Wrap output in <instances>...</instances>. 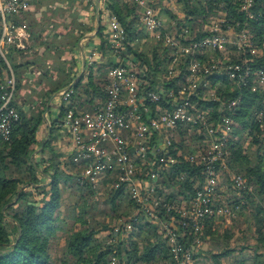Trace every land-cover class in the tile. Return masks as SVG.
<instances>
[{"label": "built area", "instance_id": "2783aa9c", "mask_svg": "<svg viewBox=\"0 0 264 264\" xmlns=\"http://www.w3.org/2000/svg\"><path fill=\"white\" fill-rule=\"evenodd\" d=\"M125 1L134 5L144 33L155 31L153 35L168 47L166 66L153 79L158 87L179 74L178 65L183 63L182 58L186 55L214 51L220 54L201 64L194 57L189 58L185 64V75L175 82L174 89L166 92V96H171L177 104L170 109L155 104L153 115L144 122L140 116L141 111L146 110L143 101L147 98L156 102L158 94L153 90L144 95L140 93V86L145 84L144 69L137 67L129 54H122L123 29L108 9L106 0H100L106 47L112 58L100 86L104 97L90 107L82 108L78 101L72 100L73 89L70 86L57 93L58 103L67 106L57 123L66 154L62 161L77 171L91 189L95 188L98 179L107 177L116 169L110 192L125 189L122 191L138 206L139 213L118 222L113 232L126 236L133 224L146 221L160 232L174 264H193L192 248L198 239L204 238V221L229 219L238 210V206L221 200L219 193L225 190L236 194L238 191L250 192L251 188L244 178L231 173L226 166L231 141L236 140L231 134L234 121L224 117L212 122L210 109L189 97L199 91V99L217 100L214 86L211 88V84L203 80L211 73H222L229 83L264 92V73L260 69H251L248 64L251 57L244 56L245 53L252 56L250 51L253 52V48L248 44L251 43V32L245 27L235 30V22L227 24L225 12L217 21L210 22L206 16L193 26L177 25L178 33L175 35L170 32L174 23H166L156 14L152 0ZM235 1H238V10L250 17L252 0ZM28 4V0H0V139L3 142L9 140L11 125L18 119L17 110L11 105L16 79L5 58L6 46L26 36L24 24L15 27L12 18L26 11ZM199 30L206 34L195 38ZM236 52L243 56L232 59ZM100 58L101 52L95 48L84 54L86 65ZM223 103V108L229 110L237 100ZM262 114L264 99L256 118L260 119ZM179 128L187 131L197 143L190 152L185 151L186 144L181 147V143L164 137L165 132L173 133ZM242 137L247 140L245 133ZM172 145L176 147V159L201 167L199 179L192 183L194 194L188 200H182L177 191L169 189L170 186L177 188L172 185V179H182L181 175L171 176V168L177 161L168 155ZM178 152L185 155L182 157ZM161 213L164 221L158 216ZM190 237L192 242L188 248L183 241Z\"/></svg>", "mask_w": 264, "mask_h": 264}, {"label": "trees", "instance_id": "16d2710c", "mask_svg": "<svg viewBox=\"0 0 264 264\" xmlns=\"http://www.w3.org/2000/svg\"><path fill=\"white\" fill-rule=\"evenodd\" d=\"M181 6L182 18L173 19L175 16L165 10L160 3L154 0L153 7L157 15L170 18L174 25L170 30L175 35L178 33L177 25L193 26L197 20L208 16V13L217 5L222 4L225 12L227 24L235 25V30L245 27L253 36H258L256 45H261L264 40V0H252L249 7L250 17L238 10V1L235 0H178ZM107 7L114 15L124 32L122 41V54H129L137 67L143 68V79L145 84L140 86V93L146 94L153 90L158 94V100L151 102L147 98L143 101L145 111H141L142 121H146L153 115L154 105L165 109H170L177 104L171 96H166V92L174 89L175 82L181 79L187 72L185 64L187 60L194 57L200 64L204 61L215 59L219 56L218 51L186 55L183 63L178 65L179 74L167 81L162 82L159 87L154 80L166 66V52L168 47L157 41L148 50H138L135 44L144 38V30L137 20V14L132 3L120 0H106ZM22 13V12H21ZM21 13L17 15L20 16ZM16 15V16H17ZM254 31L256 33H254ZM206 33L199 30L195 38L201 37ZM104 36V35H103ZM254 38L251 39L254 40ZM106 43L105 37L102 39ZM8 53L15 50L13 46H8ZM234 49V48H233ZM110 53V52H109ZM232 59L243 55L237 52L232 55ZM244 56L251 57L249 62L251 69H260L264 73V51L259 57H254L245 53ZM205 59V60H202ZM110 62L106 65L109 66ZM15 72L16 65L10 64ZM15 74V73H14ZM209 84L214 86L217 100H202L198 94L191 95L189 99L196 101L197 104L209 108V118L212 122H218L224 117H230L235 127L232 136L236 140L231 141L230 151L226 160L227 169L246 180V184L251 188L250 192L238 191L237 195L226 199L228 205L238 206L237 212L249 208L252 209V220L256 225L254 232V245L251 249L249 260L251 264H264V230H263V207L264 201V114L260 119L256 118L262 108L264 99L263 91H251L249 86L242 84L229 83V80L222 73H211L203 77ZM72 100L80 101V96L84 95L85 100H91L92 95L98 100L104 97L101 87L92 82L90 76L81 90L77 89V84L72 83ZM17 88V83L15 84ZM86 97H88L86 99ZM237 100V103L227 110L223 108V102ZM223 103V104H222ZM11 105L17 110L18 119L11 125L9 140L3 142L0 139V264H48L49 241L55 237V233L61 230L56 226L59 223L57 209L60 203V188L73 187L77 192L87 191L91 196L94 192L91 186L83 181L77 174H71L65 169V164L58 160L57 155L49 148V136L39 137V128L45 124V116L42 115L44 106L27 115L24 110L14 104ZM66 105L60 104L58 108V118L62 116ZM58 123V122H57ZM52 122L47 128L51 130ZM245 133L247 144L242 149L241 136ZM176 147L172 145L168 155L174 157ZM251 152L253 156L246 153ZM33 154H38L37 160ZM52 155V156H50ZM175 158V157H174ZM176 159V158H175ZM176 163L171 168L172 177L182 176L180 181H172L171 191H177V195L182 200H188L194 194L193 180L199 179L200 166H193L176 159ZM117 191L111 193L106 202L111 204L114 211L115 195ZM171 199V197H168ZM129 203V202H128ZM133 215H137L138 206L130 201ZM86 204L83 200L81 204L70 208V219L78 226L70 229L63 238L60 251L61 264H109L110 259L117 258L118 264L123 262H140L150 264L153 261H167V264H174L170 260L168 248L161 234L157 233L156 227L143 221V224H133L131 232L121 240L118 234L110 228L108 239L111 243H98L96 235L99 231L92 229L85 219ZM131 214V215H132ZM161 220H165L163 213L158 215ZM213 222L209 219L204 221L203 235L209 236L213 233ZM137 233L134 234V231ZM148 234L154 241H147L141 246L132 237L140 234ZM160 233V232H159ZM146 234V235H147ZM184 246L188 247L192 238L183 241ZM189 248V247H188ZM250 249V248H248ZM229 250H222L219 254H210V260L217 262L220 258L227 256ZM195 257L194 251L192 252Z\"/></svg>", "mask_w": 264, "mask_h": 264}, {"label": "crops", "instance_id": "0c3cea01", "mask_svg": "<svg viewBox=\"0 0 264 264\" xmlns=\"http://www.w3.org/2000/svg\"><path fill=\"white\" fill-rule=\"evenodd\" d=\"M158 2H161L160 5L162 4L165 10L175 16L173 19L182 18L178 0L168 2L158 0ZM28 3L29 7L26 11L12 18V24L15 27L24 24L26 36L19 40L15 39L13 43L6 46L5 58L9 67L11 63L16 65L15 72L10 67L17 83L13 102L27 115L44 106L42 115L45 116L46 122L40 125L39 137L49 136V148L53 151V155H57L58 160L64 164L62 158L66 154L57 127L60 105L57 93L72 83H76L80 91L87 82L88 76L100 87L105 79L108 66L106 64L112 59L109 49L102 43L105 29L101 20L100 0H28ZM175 9L177 12L174 11ZM158 16L166 23H174L173 20L162 17L161 14ZM10 45L15 50L8 53L7 47ZM94 48L100 50L101 58L97 62L86 65L84 54ZM92 98L85 100V96L81 95L78 104L82 105V108H88L98 100L93 95ZM52 122L54 125L49 130L47 127ZM35 156L38 159L39 155ZM65 169L68 170L67 166ZM103 177L97 180L95 191L97 189L109 191L116 177V169L107 177ZM121 191H117L114 197L116 205L122 203V206L126 207L120 221L133 213L129 205L130 199L125 192ZM140 224H143V221ZM135 233L137 230L134 231ZM157 233L159 234L158 231ZM209 236L198 239L192 248L193 251H201L204 245L210 249L213 244ZM118 238L123 240L124 237L118 236ZM132 239L136 240V237ZM109 241L110 239L106 243ZM138 263L140 262L137 261L134 264Z\"/></svg>", "mask_w": 264, "mask_h": 264}, {"label": "rangeland", "instance_id": "374dc122", "mask_svg": "<svg viewBox=\"0 0 264 264\" xmlns=\"http://www.w3.org/2000/svg\"><path fill=\"white\" fill-rule=\"evenodd\" d=\"M168 1L169 0H166V2ZM152 2H154V0H152ZM216 5L217 6L208 13L207 17L210 18V22L219 20L220 17L223 15L224 11L222 9V4H216ZM179 7L181 10V6ZM174 11L177 12V9H175ZM170 32L173 33V31ZM155 33H156L155 31H152L151 33H149V31L145 32L144 39L141 42L138 41L134 47L141 51L148 50V48L151 45L155 44L157 41L161 42L157 38V36L153 35ZM254 33L256 32L254 31ZM250 34H251V38H254L253 33ZM258 39H259L258 36H255L254 40H252V43H248L250 48H253V52L250 51V53H252V56L254 57H259L264 51V40L261 42V45H256ZM235 58L236 57H234V59ZM205 62L207 61L201 63H205ZM215 84L211 85V88H213V86H217L218 83L216 82ZM164 137H167L169 140L173 139L174 141L181 143V147H183V145L186 144V148L188 150V151L185 150L186 152H190V150L195 148L197 144L195 143V141H193L192 136H188V132L187 131L185 132L183 128L175 129L173 133L165 132ZM241 138H242L241 139L242 149H244L246 147L248 140L244 139V137L242 136ZM246 154L249 156H253V153L251 152H247ZM33 155H34V159L36 160L37 159L35 158L36 154ZM178 155H181L183 157L185 154L184 152H178ZM67 168L69 173L77 174L79 176L77 171H74L70 167ZM92 190L94 193L91 196H88L87 191L80 193L77 192V190H75L73 187H70L68 189L63 187L60 188V203L57 209L59 223H57L56 226L59 227L61 230L57 231L55 233V237L51 241H49V247L47 252L48 264H61L59 261L61 260L60 251L62 247L63 238L66 236V234L70 229H75L78 227L73 222V220L70 219L71 216L69 211L71 207H75L76 205L81 204L83 200L85 201V204L87 206L85 209L86 212L85 219L92 229L99 231L96 235V239L98 243L106 244V241L108 240V234L110 228H113L114 226H116L118 222H120L121 215H123V213L126 211V207L124 208L122 206V203L117 204L114 211H112L111 204L106 202V199L111 196L110 193L111 187L108 189L109 191L99 190V189L95 191V188ZM235 195H237L235 192H232L230 190H225L222 193H219V198L221 200L224 199L226 200L227 198L230 199ZM262 207H263L262 217L264 219V201L262 202ZM252 214H253L252 209L247 208L243 210V212L240 213L235 212L232 215V217L229 219H217L216 221H214L211 230L213 233H211V235L209 236L213 246H211V248L209 249V247L204 245L201 251L200 250L194 251L196 255L194 257L193 264H251L248 257L251 256V249L255 244L253 240L254 238L253 230L256 226L252 220ZM263 230H264V222H263ZM146 234L143 233L140 234L135 240L138 244L139 250L141 246H145L144 244L147 241L150 242L154 241L152 238H150L148 234L147 235ZM122 237L125 238L126 236H122ZM222 250H229L230 253L227 256L220 258L217 262H212L209 257L210 254H219ZM200 253L201 255H199ZM109 261L112 264H118L117 258L113 260L110 259ZM123 261L124 259L122 258V264H133L132 260L130 262L128 261V263H125ZM154 263L167 264L168 262L155 260L153 261V263L150 264H154Z\"/></svg>", "mask_w": 264, "mask_h": 264}]
</instances>
